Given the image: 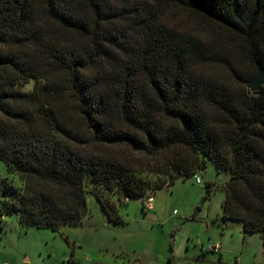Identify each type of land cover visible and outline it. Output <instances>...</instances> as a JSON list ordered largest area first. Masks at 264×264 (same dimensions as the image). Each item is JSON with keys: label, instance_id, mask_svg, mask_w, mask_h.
<instances>
[{"label": "trees", "instance_id": "16d2710c", "mask_svg": "<svg viewBox=\"0 0 264 264\" xmlns=\"http://www.w3.org/2000/svg\"><path fill=\"white\" fill-rule=\"evenodd\" d=\"M176 8L235 37L253 75L264 64V0H0V159L21 181L0 178L2 214L58 230L93 191L119 221L104 190L145 196L210 160L230 172L223 216L264 237V86L197 70L253 76L219 39L168 24Z\"/></svg>", "mask_w": 264, "mask_h": 264}, {"label": "rangeland", "instance_id": "374dc122", "mask_svg": "<svg viewBox=\"0 0 264 264\" xmlns=\"http://www.w3.org/2000/svg\"><path fill=\"white\" fill-rule=\"evenodd\" d=\"M166 22L210 41L219 39L232 65L245 77L253 75L250 59L235 37L220 39L218 33L224 31L183 9L170 11ZM196 69L239 91L250 90L221 60H199ZM196 173L201 182L195 174L182 176L149 192L153 208L145 206L149 193L124 198L104 190V197L116 205L119 221L109 216L93 191L86 193L88 211L82 219L58 230L23 225L17 214L0 211V264H264L263 235L245 231L241 219L223 216V185L230 172L217 169L209 160ZM3 176L20 186L19 176L9 173L0 159ZM215 241L221 242L220 251L203 249Z\"/></svg>", "mask_w": 264, "mask_h": 264}, {"label": "water", "instance_id": "95a60500", "mask_svg": "<svg viewBox=\"0 0 264 264\" xmlns=\"http://www.w3.org/2000/svg\"><path fill=\"white\" fill-rule=\"evenodd\" d=\"M249 87L253 91H260L264 86V64L256 62V73L248 81Z\"/></svg>", "mask_w": 264, "mask_h": 264}, {"label": "built area", "instance_id": "2783aa9c", "mask_svg": "<svg viewBox=\"0 0 264 264\" xmlns=\"http://www.w3.org/2000/svg\"><path fill=\"white\" fill-rule=\"evenodd\" d=\"M195 177H196L197 182H201V178L197 173H195ZM145 206H147L148 208H153V195L152 194H149L146 197ZM221 247H222L221 242L215 241V242H209L208 244H205L203 246V249L204 250L220 251Z\"/></svg>", "mask_w": 264, "mask_h": 264}]
</instances>
